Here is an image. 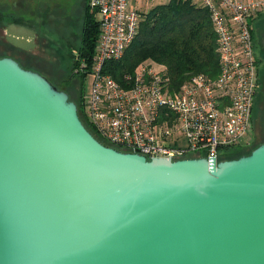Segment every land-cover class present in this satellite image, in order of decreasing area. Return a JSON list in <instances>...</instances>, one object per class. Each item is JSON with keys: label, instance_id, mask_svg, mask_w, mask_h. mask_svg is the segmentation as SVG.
Masks as SVG:
<instances>
[{"label": "water", "instance_id": "95a60500", "mask_svg": "<svg viewBox=\"0 0 264 264\" xmlns=\"http://www.w3.org/2000/svg\"><path fill=\"white\" fill-rule=\"evenodd\" d=\"M0 264H264V141L225 159L122 150L0 56Z\"/></svg>", "mask_w": 264, "mask_h": 264}, {"label": "built area", "instance_id": "2783aa9c", "mask_svg": "<svg viewBox=\"0 0 264 264\" xmlns=\"http://www.w3.org/2000/svg\"><path fill=\"white\" fill-rule=\"evenodd\" d=\"M196 1L209 13L218 73L192 75L174 89L150 64L124 74L121 82L107 72L134 40L141 14L129 0H88L98 16V35L89 59L79 51L72 55V72L93 77L88 94L82 93V115L98 139L147 157L174 159H220L229 149L251 145L259 79L252 31L264 0Z\"/></svg>", "mask_w": 264, "mask_h": 264}, {"label": "rangeland", "instance_id": "374dc122", "mask_svg": "<svg viewBox=\"0 0 264 264\" xmlns=\"http://www.w3.org/2000/svg\"><path fill=\"white\" fill-rule=\"evenodd\" d=\"M162 1L129 0V6L145 12L149 9L148 3L154 5ZM191 2L199 4L196 0ZM87 12V0H0V56H12L23 67L47 75L58 88L73 89L76 86L72 96L80 113L82 93L88 94L93 77L91 74L73 75L72 55L79 51ZM253 34L259 71L253 142L247 147H235L243 149L245 154L264 141V13L253 22ZM140 64L160 69L149 60L142 61L138 67ZM203 154L201 150L200 155Z\"/></svg>", "mask_w": 264, "mask_h": 264}, {"label": "trees", "instance_id": "16d2710c", "mask_svg": "<svg viewBox=\"0 0 264 264\" xmlns=\"http://www.w3.org/2000/svg\"><path fill=\"white\" fill-rule=\"evenodd\" d=\"M87 8L79 52L89 59L98 35V20L96 11L90 9L88 0ZM140 14L134 40L121 59L107 65V72L116 80L121 82L124 74H132L138 64L146 60L160 66L174 89L195 74L216 77L219 65L217 42L206 8L193 4L191 0H168L167 3L154 5L145 12L140 11ZM252 36L254 39L253 31ZM78 113L86 127L98 137L85 122L79 109ZM242 150L229 149L220 159L245 154Z\"/></svg>", "mask_w": 264, "mask_h": 264}, {"label": "flooded vegetation", "instance_id": "af4514ba", "mask_svg": "<svg viewBox=\"0 0 264 264\" xmlns=\"http://www.w3.org/2000/svg\"><path fill=\"white\" fill-rule=\"evenodd\" d=\"M39 72V71H38ZM45 75V74H44ZM46 77H48L47 75H45ZM76 76V75H75ZM54 85L58 88V86L54 83ZM75 88H76V86H74ZM73 88V87H72ZM75 88H73V89H65V88H59V89H61V90H64L67 94H68V96H69V98L70 99H72L75 103H76V100L74 99V97L72 96V93H73V91H74V89Z\"/></svg>", "mask_w": 264, "mask_h": 264}, {"label": "crops", "instance_id": "0c3cea01", "mask_svg": "<svg viewBox=\"0 0 264 264\" xmlns=\"http://www.w3.org/2000/svg\"><path fill=\"white\" fill-rule=\"evenodd\" d=\"M168 2V0H163L161 3H158V4H162V3H167ZM154 5H157V4H154ZM153 4H150L149 5V3H148V8H151L152 6H154ZM262 13H264V11L262 12ZM262 13H260L255 19H254V21L262 14ZM253 21V22H254Z\"/></svg>", "mask_w": 264, "mask_h": 264}]
</instances>
